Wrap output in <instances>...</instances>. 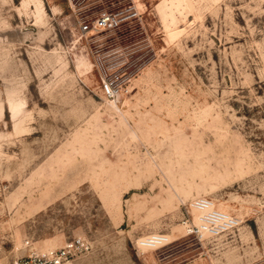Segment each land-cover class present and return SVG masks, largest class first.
<instances>
[{
    "label": "rangeland",
    "instance_id": "rangeland-1",
    "mask_svg": "<svg viewBox=\"0 0 264 264\" xmlns=\"http://www.w3.org/2000/svg\"><path fill=\"white\" fill-rule=\"evenodd\" d=\"M198 197L239 228L186 235ZM76 238L64 264H264V0H0V264Z\"/></svg>",
    "mask_w": 264,
    "mask_h": 264
},
{
    "label": "built area",
    "instance_id": "built-area-1",
    "mask_svg": "<svg viewBox=\"0 0 264 264\" xmlns=\"http://www.w3.org/2000/svg\"><path fill=\"white\" fill-rule=\"evenodd\" d=\"M125 20L122 11H99L90 20H84L79 26L82 33H96L100 31H112L119 28ZM100 86L99 91L103 98L114 102H119L123 94L127 91L123 82V74L119 69H115L116 63L109 62L105 65L98 57ZM187 218L182 220V226L186 235L193 236L199 240L216 239L230 234L240 226V220L227 212L214 207V202L207 197L192 199L187 206ZM189 214V215H188ZM154 236V235H152ZM158 237L162 235H157ZM161 241V240H160ZM164 243V242H163ZM28 245V243H26ZM138 248H142L137 243ZM161 244H157L159 246ZM153 247V248H156ZM90 245L82 238L72 239L57 249H50L43 252H30L25 258L15 262V264H64L71 258L86 254ZM150 248V249H153ZM144 251V250H143ZM149 264H160L153 261Z\"/></svg>",
    "mask_w": 264,
    "mask_h": 264
},
{
    "label": "bare ground",
    "instance_id": "bare-ground-1",
    "mask_svg": "<svg viewBox=\"0 0 264 264\" xmlns=\"http://www.w3.org/2000/svg\"><path fill=\"white\" fill-rule=\"evenodd\" d=\"M163 242H168V238L166 236L158 237L157 235H154L138 240V244L143 250L153 248L157 244L162 245Z\"/></svg>",
    "mask_w": 264,
    "mask_h": 264
}]
</instances>
